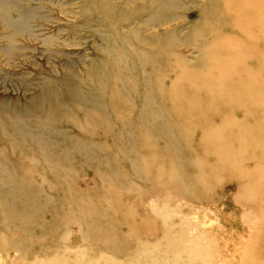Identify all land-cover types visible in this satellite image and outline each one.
<instances>
[{
	"label": "rangeland",
	"instance_id": "374dc122",
	"mask_svg": "<svg viewBox=\"0 0 264 264\" xmlns=\"http://www.w3.org/2000/svg\"><path fill=\"white\" fill-rule=\"evenodd\" d=\"M205 261L264 264V0H0V264Z\"/></svg>",
	"mask_w": 264,
	"mask_h": 264
},
{
	"label": "bare ground",
	"instance_id": "6f19581e",
	"mask_svg": "<svg viewBox=\"0 0 264 264\" xmlns=\"http://www.w3.org/2000/svg\"><path fill=\"white\" fill-rule=\"evenodd\" d=\"M248 89H249V88H248ZM250 89H251V88H250ZM247 103H248V102H247ZM254 105H255V104H254ZM256 105H257V104H256ZM205 262H206V264H209L208 261H205Z\"/></svg>",
	"mask_w": 264,
	"mask_h": 264
}]
</instances>
